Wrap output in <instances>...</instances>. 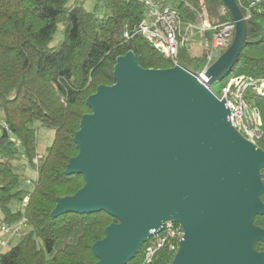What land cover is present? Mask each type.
Here are the masks:
<instances>
[{
	"label": "water",
	"instance_id": "1",
	"mask_svg": "<svg viewBox=\"0 0 264 264\" xmlns=\"http://www.w3.org/2000/svg\"><path fill=\"white\" fill-rule=\"evenodd\" d=\"M221 1L235 31L206 71L209 84L230 73L246 37L236 1ZM113 78L87 96L64 170L84 184L57 197L51 215L117 219L92 244L93 264H126L166 220L183 231L170 264H264L255 249L264 228L254 223L264 214V150L231 126L225 100L182 66L144 68L132 51L116 58Z\"/></svg>",
	"mask_w": 264,
	"mask_h": 264
},
{
	"label": "trees",
	"instance_id": "2",
	"mask_svg": "<svg viewBox=\"0 0 264 264\" xmlns=\"http://www.w3.org/2000/svg\"><path fill=\"white\" fill-rule=\"evenodd\" d=\"M93 1L100 14L86 9L84 0H0V217L9 222L23 215L27 219L16 243L0 253V264H93L97 258L92 244L103 238L106 226L117 222L105 211L55 217L51 211L57 197L72 195L84 184L82 174L64 170L78 152L73 138L81 116L90 112L87 96L98 85L114 82L119 55L132 51L144 68H163L166 58L138 30L144 15L140 0ZM193 2L213 23L233 20L221 0ZM58 25L60 36L52 43ZM245 25V40L223 84L234 75L264 77V7ZM179 58L188 63L184 49ZM253 102L262 121L256 145L264 150V96L254 95ZM35 121L37 126L32 125ZM39 126L53 131L41 155L37 151ZM23 159L36 174L31 189L19 186ZM260 175L264 184V166ZM26 193L25 206L11 211V200L22 201ZM254 223L264 228V214L256 215ZM157 236L143 242L126 264H170L175 254L170 240L150 262H143L145 246ZM255 249L264 251V240Z\"/></svg>",
	"mask_w": 264,
	"mask_h": 264
},
{
	"label": "built area",
	"instance_id": "3",
	"mask_svg": "<svg viewBox=\"0 0 264 264\" xmlns=\"http://www.w3.org/2000/svg\"><path fill=\"white\" fill-rule=\"evenodd\" d=\"M140 1L144 7V15L138 24V30L160 55L172 63V66H182L213 92L211 84L208 83L209 76L206 71L217 57L231 45L235 22L233 20L211 22L193 2L194 0ZM236 3L244 20L250 18L257 9L264 7V0H237ZM194 34L200 38L201 54L197 58H190L188 65H182L179 58L180 50L184 49L190 57L188 45L194 40ZM190 62H197L200 65L194 68ZM214 94L225 100L231 126L243 138L256 144L262 121L260 110L253 102V96H264V77L246 74L231 76L222 85L220 94ZM21 156L25 158L24 154ZM34 161L36 162V158ZM25 180L29 184L33 182L27 177ZM28 198L29 195L26 193L22 200V208ZM26 226L27 219L24 215L12 222L0 217V235L9 233L19 236L24 232ZM158 234L159 236L154 242L145 246L144 263L153 259L156 250L166 240L171 241L170 247L176 251L183 231L179 223L166 220L163 228L153 235ZM173 239L176 240L174 243Z\"/></svg>",
	"mask_w": 264,
	"mask_h": 264
},
{
	"label": "rangeland",
	"instance_id": "4",
	"mask_svg": "<svg viewBox=\"0 0 264 264\" xmlns=\"http://www.w3.org/2000/svg\"><path fill=\"white\" fill-rule=\"evenodd\" d=\"M83 3H84V7L86 9H89V10L96 9V8H94V1L93 0H84ZM100 11L101 10L98 7L95 10V13L96 14H100ZM60 28H61V25H58V27H57L54 35H53L52 43H55L58 40V38L60 36ZM188 50H189L188 51L189 54H191V55L189 57L188 53H186L187 54V61H188V63H186L187 65L189 64L190 58H192V57L197 58L201 54L200 38H199V36L197 34H194V40L192 42H190V44L188 45ZM196 61H197V59H196ZM182 64L186 65L185 61ZM190 64L194 68L198 67L200 65L197 62H190ZM163 66H164L163 68L170 67V66H172V63L169 60H167V59L166 60L163 59ZM222 85H223V79L220 80V81L213 82L211 84V88H212L214 93L220 94V92L222 90ZM2 123H3V114H2V110L0 109V133H1V130H2ZM32 125L33 126H37L38 124L35 121V122L32 123ZM36 134H37V151L41 155V154H43L45 152L46 146H48L51 143L52 138H53V131L50 128H47V127H44V126H39L38 129H37ZM23 165H24V169L21 172V178H20V181H19V186L22 187L23 189H31L32 185H33V182L31 184H29V183L26 182L25 178L27 177V178L33 180L35 178L36 174H35L34 169H32L25 162L24 159H23ZM21 206H22V201H18L16 199L11 200V202L9 203V207H10L11 211H17V210L20 209ZM1 212L2 211L0 209V214H2ZM17 240H18V236L12 237L8 241L6 246H0V252H3L6 249H8L10 246L15 244Z\"/></svg>",
	"mask_w": 264,
	"mask_h": 264
},
{
	"label": "crops",
	"instance_id": "5",
	"mask_svg": "<svg viewBox=\"0 0 264 264\" xmlns=\"http://www.w3.org/2000/svg\"><path fill=\"white\" fill-rule=\"evenodd\" d=\"M14 236H17V235H13V234H9V233H4V234L0 235V246H6L8 241Z\"/></svg>",
	"mask_w": 264,
	"mask_h": 264
}]
</instances>
